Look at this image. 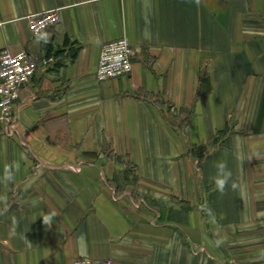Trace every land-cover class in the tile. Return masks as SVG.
Returning <instances> with one entry per match:
<instances>
[{
    "label": "crops",
    "instance_id": "obj_1",
    "mask_svg": "<svg viewBox=\"0 0 264 264\" xmlns=\"http://www.w3.org/2000/svg\"><path fill=\"white\" fill-rule=\"evenodd\" d=\"M122 36L133 69L101 83ZM5 48L38 68L0 122V264H264V0H0Z\"/></svg>",
    "mask_w": 264,
    "mask_h": 264
},
{
    "label": "built area",
    "instance_id": "obj_2",
    "mask_svg": "<svg viewBox=\"0 0 264 264\" xmlns=\"http://www.w3.org/2000/svg\"><path fill=\"white\" fill-rule=\"evenodd\" d=\"M29 19L33 34L38 36L47 28L57 24L61 17L58 10L52 9L32 15ZM133 51L128 36L106 41L102 45L97 69L99 82L130 74L133 69ZM37 68L38 63L26 52H13L9 48L0 52V122L7 132L23 86ZM74 264H114V261L111 258L78 257Z\"/></svg>",
    "mask_w": 264,
    "mask_h": 264
},
{
    "label": "clouds",
    "instance_id": "obj_3",
    "mask_svg": "<svg viewBox=\"0 0 264 264\" xmlns=\"http://www.w3.org/2000/svg\"><path fill=\"white\" fill-rule=\"evenodd\" d=\"M198 2V0H197ZM44 40L47 42L46 34L37 37V41ZM213 167L215 169V173L210 176V180L214 185V191L218 192L221 196L227 194L228 190L235 191L239 185L233 180L232 171L228 167V162L225 159H220L214 162ZM19 165L15 162L13 164L5 166L3 180L5 182H12L15 179L14 170L18 171ZM204 210H206L209 214L211 213V209L207 207V205L202 206ZM57 213L53 210L49 213L42 214L43 224L45 226L51 227L53 224V220L56 217Z\"/></svg>",
    "mask_w": 264,
    "mask_h": 264
},
{
    "label": "rangeland",
    "instance_id": "obj_4",
    "mask_svg": "<svg viewBox=\"0 0 264 264\" xmlns=\"http://www.w3.org/2000/svg\"><path fill=\"white\" fill-rule=\"evenodd\" d=\"M112 164H113V163H111V164H110V163H108V166H110L111 168L115 169L116 167H115V166H113ZM110 167H109V168H110Z\"/></svg>",
    "mask_w": 264,
    "mask_h": 264
},
{
    "label": "trees",
    "instance_id": "obj_5",
    "mask_svg": "<svg viewBox=\"0 0 264 264\" xmlns=\"http://www.w3.org/2000/svg\"><path fill=\"white\" fill-rule=\"evenodd\" d=\"M203 148H205V147L203 146Z\"/></svg>",
    "mask_w": 264,
    "mask_h": 264
}]
</instances>
